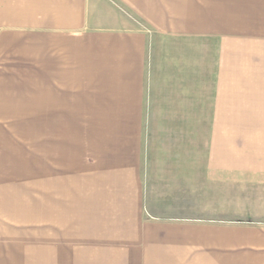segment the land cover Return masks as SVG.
Instances as JSON below:
<instances>
[{"label":"crops","instance_id":"obj_1","mask_svg":"<svg viewBox=\"0 0 264 264\" xmlns=\"http://www.w3.org/2000/svg\"><path fill=\"white\" fill-rule=\"evenodd\" d=\"M247 185L264 0H0V264H264Z\"/></svg>","mask_w":264,"mask_h":264},{"label":"rangeland","instance_id":"obj_2","mask_svg":"<svg viewBox=\"0 0 264 264\" xmlns=\"http://www.w3.org/2000/svg\"><path fill=\"white\" fill-rule=\"evenodd\" d=\"M230 213L231 220L241 218V221L252 224L264 223V187L232 186ZM200 214L204 216L208 212L200 211Z\"/></svg>","mask_w":264,"mask_h":264}]
</instances>
